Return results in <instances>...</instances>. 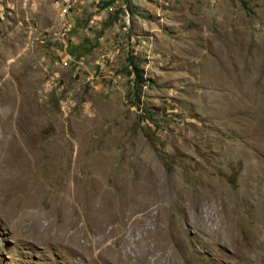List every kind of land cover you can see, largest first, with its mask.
<instances>
[{"label": "rangeland", "instance_id": "rangeland-1", "mask_svg": "<svg viewBox=\"0 0 264 264\" xmlns=\"http://www.w3.org/2000/svg\"><path fill=\"white\" fill-rule=\"evenodd\" d=\"M105 1L0 0V264H264V0Z\"/></svg>", "mask_w": 264, "mask_h": 264}, {"label": "bare ground", "instance_id": "bare-ground-1", "mask_svg": "<svg viewBox=\"0 0 264 264\" xmlns=\"http://www.w3.org/2000/svg\"><path fill=\"white\" fill-rule=\"evenodd\" d=\"M63 1H64L65 4H67V6L69 7V9H74V7H75V3H73V0H71V3H70V0H63ZM212 199H213V198H212ZM212 199H211V200H212ZM198 218H199V217H198ZM200 223H201V222H200ZM196 226H198V225H196ZM233 226H234V225H233ZM207 227H208V226H207ZM229 228H232V225H231ZM207 230H208V229H207ZM227 231L230 232L231 229H227ZM215 233L217 234V237H218V238H222V237H224V235H225V234H221V233H220V230H218V229L215 231ZM205 236H206V235H205ZM225 236H226V235H225ZM208 237H209V236H208ZM213 239H214V238H213ZM216 240H217V239H216ZM219 240H220V239H219ZM163 241H164V240H163ZM212 241H215V240H212ZM221 241H223V240H221ZM169 243H170V242H169ZM206 243H207V242H206ZM208 243H209V242H208ZM208 243H207V244H208ZM149 244H150V243H149ZM259 244H260V242H259ZM148 246H149V245H148ZM225 246H226V245H225ZM263 246H264V245H263ZM163 247H164V246H163ZM165 248H166V247H165ZM225 248H226V247H225ZM151 250H152V251L155 250V247H153V246H149V247L147 248V250H146V251H147L146 253L150 252ZM161 250H162V248H161ZM260 250H261V249H260ZM260 250H259V251H260ZM258 253H259V252H258ZM258 253H257V254H258ZM147 255H148V254H147ZM147 255H145V256H147ZM149 255H150V254H149ZM245 256H246V255H245ZM255 256H256V255H255ZM248 257H249V256H248ZM246 258H247V257H246ZM246 258H245V259H246ZM255 258H256V257H255ZM258 258H260V256H259ZM169 259H170V258H169ZM260 259H261V258H260ZM260 259H259V260H260ZM262 260H263V259H262ZM178 263H179V262H178ZM172 264H173V263H172Z\"/></svg>", "mask_w": 264, "mask_h": 264}, {"label": "trees", "instance_id": "trees-1", "mask_svg": "<svg viewBox=\"0 0 264 264\" xmlns=\"http://www.w3.org/2000/svg\"><path fill=\"white\" fill-rule=\"evenodd\" d=\"M113 2V0H107V1H105L104 2V4H110V3H112ZM75 50H76V46H74V45H69V51H70V53L71 54H74L75 53ZM133 69H130L129 70V73L130 74H132V73H136V79L138 78L139 79V77H141V79L143 80V81H145L144 80V78H143V73H142V70H140L139 68H138V66L136 65V63L135 62H133ZM137 87V86H136Z\"/></svg>", "mask_w": 264, "mask_h": 264}, {"label": "built area", "instance_id": "built-area-1", "mask_svg": "<svg viewBox=\"0 0 264 264\" xmlns=\"http://www.w3.org/2000/svg\"><path fill=\"white\" fill-rule=\"evenodd\" d=\"M70 3H71V0H70ZM68 9H69V7H68Z\"/></svg>", "mask_w": 264, "mask_h": 264}]
</instances>
